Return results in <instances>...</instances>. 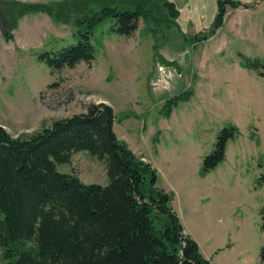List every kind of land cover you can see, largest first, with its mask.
Masks as SVG:
<instances>
[{
	"label": "rangeland",
	"instance_id": "obj_1",
	"mask_svg": "<svg viewBox=\"0 0 264 264\" xmlns=\"http://www.w3.org/2000/svg\"><path fill=\"white\" fill-rule=\"evenodd\" d=\"M170 1L180 17L169 31L141 20L132 36H115L106 23L94 36L95 60L58 72L37 57L72 43L73 29L30 14L9 34L13 20L0 9V128L13 138L28 137L90 105L109 106L116 137L156 170L157 186L172 195L183 232L201 255L206 247L233 243V251L219 254L220 264H264V0H232L238 6L225 5L222 26L213 33L217 2L226 0ZM204 34L206 40L195 41ZM245 60L259 66L244 68ZM181 93L188 100L165 105ZM228 127L239 134L227 142L224 159L204 173L205 157ZM56 168L84 184L108 183L104 164L86 152ZM154 215L161 225L165 218ZM235 225L242 226L238 238L230 230L224 241L222 227Z\"/></svg>",
	"mask_w": 264,
	"mask_h": 264
},
{
	"label": "trees",
	"instance_id": "obj_2",
	"mask_svg": "<svg viewBox=\"0 0 264 264\" xmlns=\"http://www.w3.org/2000/svg\"><path fill=\"white\" fill-rule=\"evenodd\" d=\"M225 5L238 6L232 0L217 2L212 33L222 26ZM0 9L13 20L9 34L30 14H46L73 29L72 43L37 57L52 72L91 64L95 33L106 23L110 35L130 37L141 20L164 24L169 31L180 17L170 0H0ZM207 38L204 34L195 41ZM249 61L242 67L259 66ZM186 100L181 93L165 105ZM114 120L112 109L99 104L28 137L13 138L0 128V264H210L184 234L172 195L157 186L156 170L116 137ZM238 134L235 127L219 132L213 152L203 161L204 173L224 159L227 142ZM78 152L104 164L105 186L58 172L56 167ZM259 183L264 185V176ZM154 212L165 218L161 225ZM260 217L264 231V209Z\"/></svg>",
	"mask_w": 264,
	"mask_h": 264
},
{
	"label": "crops",
	"instance_id": "obj_3",
	"mask_svg": "<svg viewBox=\"0 0 264 264\" xmlns=\"http://www.w3.org/2000/svg\"><path fill=\"white\" fill-rule=\"evenodd\" d=\"M241 227H242L241 225H235L233 227L226 226L225 228L222 227V229L220 230V233H224L223 240L225 241V237L230 230L232 232V235H231L232 238H238ZM210 232H211V230H210ZM211 234L213 237H215L214 232H211ZM230 246H228V247H230ZM228 247H227V245H224L220 248H218L217 246L211 247V248L206 247V248H204V253H202V255L205 257V259L210 261V264H220L221 261H219V259H222V258H221V256L219 257V254H223L224 253L223 249H226V248L228 249L229 252L233 251L235 245L232 243V247L231 248H228ZM239 263H241V262H239Z\"/></svg>",
	"mask_w": 264,
	"mask_h": 264
}]
</instances>
